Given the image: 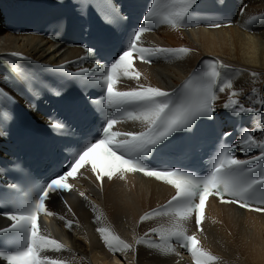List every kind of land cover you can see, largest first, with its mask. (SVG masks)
I'll return each mask as SVG.
<instances>
[{
    "label": "snow or ice",
    "instance_id": "obj_1",
    "mask_svg": "<svg viewBox=\"0 0 264 264\" xmlns=\"http://www.w3.org/2000/svg\"><path fill=\"white\" fill-rule=\"evenodd\" d=\"M91 3L96 6V10L106 23L112 24L116 21L118 17L116 10L114 8L111 11L108 10L110 0H91ZM196 4L197 0H168L167 11L157 13L156 2L153 0L152 8L144 19L148 21L159 16L162 17L164 23L177 27L189 16L190 9ZM149 30L147 24L141 25L129 40L126 50L111 63L110 67L104 68V74L102 76L93 74L91 78L92 82H99L106 88L107 103L103 105L104 108L122 112L124 118L144 123L146 131L139 134L113 132L111 129L119 120L114 113H109L102 129V137L81 147L69 161L68 171L51 179L39 190L30 203L19 205L11 212L3 213L8 220L12 221L11 227L3 229V233H12L16 236L23 234L24 237L23 243H15L13 250L0 252V259L6 260L7 264H62L59 260L42 255L48 250H62L63 245L40 233L38 215L41 213L48 216L53 215L46 208V200L53 192L71 190L72 185L67 181L69 177L76 178L79 169L84 167L85 156H90L88 162L92 164V171L96 173L97 180H102L104 176L111 180L116 172H141L145 176L154 177L172 185L176 189V195L161 209L142 216L140 222L143 223L161 215L170 216L171 228L163 231L153 228L150 232L156 233L162 241H177L180 247L186 248L191 253L195 264H216L219 259L201 249L195 236L187 234L186 225L191 220L193 213H195L197 228H201L202 213L205 201L209 196L215 195L220 198L221 203H236L241 208L264 211V207L255 208L248 202L249 194L257 186L264 188V165L260 167L258 176L244 179L247 174L257 172V169L250 166L252 161L236 159L231 155L229 146L223 147L209 174L204 177H195L179 170L151 169L142 162L143 156L148 155L150 150L168 140L173 133L189 132L194 134L197 121L201 117L212 115L215 111L212 102L216 99L212 89L220 81L221 72L219 69L226 67L219 62H210L209 69L202 74L208 78L209 82L203 89L200 101L195 105L191 101L173 103L169 92L143 85L139 86V90L115 91L114 87L120 81L121 74L129 79L138 80L140 78L141 74L133 68L134 58L138 57L143 63H151V58L160 54L189 53L187 48L173 50L140 46L143 34ZM13 55L17 54L13 53ZM60 67L63 68V66ZM96 67L103 68L101 65ZM12 70L19 72L15 65L12 66ZM88 72V69H83L76 75L83 76L85 80H88ZM190 83L191 81L185 83L183 87L188 88ZM232 86L230 82H220L219 91L223 92L226 88L231 89ZM232 95H236V93L233 92ZM236 103L235 100L230 99L224 107L236 111L234 107ZM239 111L252 113L254 109L241 107ZM52 127L56 129L62 125L53 123ZM122 135L128 138L117 142L116 138ZM227 135L229 134L225 133V136ZM244 137L247 148L260 149L261 155L254 156L252 160L264 161V142L257 143L247 132L244 133ZM97 153L106 161V165L100 166L99 172H97L98 165L95 159ZM123 178L121 175L120 179ZM80 195L84 196V193H80ZM225 197L233 199H225ZM197 198L199 199L198 204L195 203ZM260 203L264 205V197L261 198ZM97 219L99 220L100 217ZM67 227H71V223ZM97 231L110 250L127 251L131 247L108 228L101 227ZM136 243H144L143 238L138 239ZM149 246L156 247V245ZM170 251L174 252L175 249L170 248Z\"/></svg>",
    "mask_w": 264,
    "mask_h": 264
},
{
    "label": "bare ground",
    "instance_id": "obj_2",
    "mask_svg": "<svg viewBox=\"0 0 264 264\" xmlns=\"http://www.w3.org/2000/svg\"><path fill=\"white\" fill-rule=\"evenodd\" d=\"M244 2H248V5L239 25L250 15L252 19L247 21L251 20L259 26L261 36L259 34L252 37L246 31V25V30L241 29L243 32L238 25L214 31H166L153 38L155 45L173 50L187 48L189 53L174 52L166 63L144 69L142 79L139 82L130 81V84L170 89L196 65L199 57L213 55L223 65L234 68L225 80L233 86L220 93L216 101L218 105L225 102L224 98L227 96L245 100L256 93L260 96V87L264 84V0ZM45 50H49V46H44L43 41L26 36H11L0 28V53L17 52L51 62L52 58L43 57ZM73 55L64 56L55 62L60 63ZM233 92L236 95H232ZM143 125L140 122L137 131ZM84 177L85 175L82 178L83 188L79 193L64 196L63 202L60 198L55 199L60 202L56 205L58 213L74 219L76 232L79 234L77 237H67L69 252H72V258L77 257L67 264H76L79 261L83 264H182L171 262L168 257L156 249H149L144 243H136L140 237L149 235L151 226H158L152 220L138 222V217L167 197L165 189L150 181H129L124 189H117L112 184L105 185L103 193L98 194L93 184ZM80 193H84V196ZM209 215V219H204L202 225L200 248L218 257L216 264H264L263 216H244L230 207H220L210 211ZM88 216L100 217L102 223L111 227L131 247L127 251H117L114 261L111 262L95 236L88 231ZM183 264H195L192 255Z\"/></svg>",
    "mask_w": 264,
    "mask_h": 264
},
{
    "label": "rangeland",
    "instance_id": "obj_3",
    "mask_svg": "<svg viewBox=\"0 0 264 264\" xmlns=\"http://www.w3.org/2000/svg\"><path fill=\"white\" fill-rule=\"evenodd\" d=\"M249 16H250V15H249ZM241 32H243V31H241ZM260 33H261V32H256L257 35H256L255 33H253V34L250 33V34L252 35V37H254V36L257 37ZM250 34H249V35H250ZM249 35H248V36H249ZM251 35H250V36H251ZM260 36H261V34H260ZM22 37H25V36H22ZM31 57H33V56H31ZM34 58H35V57H34ZM228 214H230V213H228Z\"/></svg>",
    "mask_w": 264,
    "mask_h": 264
}]
</instances>
